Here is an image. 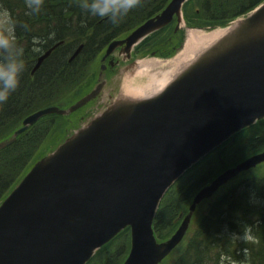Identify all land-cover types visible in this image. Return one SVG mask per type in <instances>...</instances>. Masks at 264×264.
I'll use <instances>...</instances> for the list:
<instances>
[{"label": "water", "instance_id": "water-1", "mask_svg": "<svg viewBox=\"0 0 264 264\" xmlns=\"http://www.w3.org/2000/svg\"><path fill=\"white\" fill-rule=\"evenodd\" d=\"M186 1L171 0L128 36L113 40L102 61L118 46L130 57L141 39L175 16L177 30ZM58 45L38 57L32 72ZM102 86L69 109L49 106L28 115L13 136L0 141V149L43 115L82 107ZM262 117L264 2L159 93L118 98L40 159L0 204V264H86L126 226L131 250L122 264H158L182 240L197 204L264 161V151L200 189L177 231L160 242L153 222L166 191L212 149Z\"/></svg>", "mask_w": 264, "mask_h": 264}, {"label": "trees", "instance_id": "trees-1", "mask_svg": "<svg viewBox=\"0 0 264 264\" xmlns=\"http://www.w3.org/2000/svg\"><path fill=\"white\" fill-rule=\"evenodd\" d=\"M168 1L169 0H138L137 5L129 10L126 15L113 22L107 18L90 15L81 7L82 0H43V4L38 12H32L28 8L27 0H0V11L2 10L9 13V17H2L0 14V32H3L9 27L14 28L17 42L23 45L25 49V70L21 74L19 86L14 92L11 93L8 101L0 104V112H2V116H0V123H3L9 119V121H12L6 125L0 126V140L11 136L13 132L22 125L23 119L28 114L39 108L52 104H58L63 107L69 106L71 103L63 104V97L46 94L50 89H52L51 87L53 84H57L60 81L62 76H71L65 67L75 63L78 61V59L88 56V54L90 55L89 58L91 59L89 60L88 58L87 61L93 60L95 56H97V54H99L100 51L103 50L112 39L123 36L149 16L160 11L168 3ZM261 1L262 0H236V2L232 4L229 3L228 5H225L222 0H203L202 2H192V0H190L186 6L185 18L189 25L197 27H214L217 25H225L237 15L247 12ZM203 12H209V15H203ZM5 19H7V23L4 22ZM166 28L168 27L153 33L147 39L155 36L157 33H161ZM171 28L172 41L182 38L183 34H180L179 32L175 33L173 25ZM46 34L48 36H46ZM43 39H46V41ZM61 40H64V42L53 51V53L42 63L35 74L32 75L31 72L36 63L38 55L41 54L42 51ZM166 40L160 42V47H156L154 50L159 51V53H162V55H168L163 54V51L170 49L168 48V45L170 46L172 41H168L166 43ZM145 41L136 47L137 53H140V46ZM81 43H84L82 52L73 61H69L73 51ZM148 52H150V50H147L144 54ZM85 62H83V64ZM41 78H44L42 82H40ZM96 80L97 74L88 81L91 87L94 85ZM73 81L74 80H72L71 76V83ZM83 81L85 82L86 80ZM45 87H48V90L44 91ZM77 87L78 82L74 88L76 89ZM69 91L72 90L70 89ZM74 92H71V94ZM44 94L46 96H42ZM27 96L30 99L29 103L22 105L23 99ZM53 115L59 116L57 114ZM53 115H51V118H54ZM45 120L48 119L46 117L41 118L34 125L30 126L24 133L18 135V138L14 143L0 150V202L33 166L37 158L46 152L45 148L47 145L44 143L47 139L44 141L42 140L40 144L34 146H32L27 141L29 135L33 133L35 127ZM52 126L54 128V125ZM258 175L260 174L254 176ZM181 179H179L167 191L160 204V208L155 219V230L157 236L160 239H165L174 231L177 226L175 220L179 212L182 210H187L189 199L192 197L194 192L197 190V186L199 185L197 182H202L200 179L197 181L196 179L191 178L190 180H196L194 181L196 184H191L188 187V192H185L179 196L177 204L178 207L176 205L172 206L167 204L176 198L175 195L178 192L176 185ZM250 181L251 180L245 181L244 184L247 185L248 183H251ZM255 183L253 182L252 184ZM260 185L261 187L259 188L263 191L264 187H262V183H260ZM182 198L183 203L187 200L188 202L183 204L181 202ZM224 199V197H221L214 208H216L217 205L220 206V203L223 202ZM244 201L245 205H240V210H242L244 213H248L251 210L252 215L259 216L261 220L264 218L263 207L261 210H258L256 206L249 203L247 198L244 199ZM222 215H224L221 219L224 225V222L230 215L228 212H222ZM213 217H216V211L214 214L212 213L207 219H211ZM250 220H252L251 217H249L248 221ZM241 222L243 221L241 220ZM206 223L207 221H204V223L202 222L200 226L198 225V228L195 230L196 235L194 237L199 235V239L203 235H208L210 225L209 223ZM127 231L128 230H125L124 232H126L125 234L128 235ZM216 234L218 233L216 232ZM121 235L122 234H119V236ZM219 235L223 236L224 233L219 232ZM262 235L263 233L260 236L257 234V238L260 239ZM118 237L102 247V249L96 253V255L89 261L88 264L94 261L97 255H99L105 248L111 245ZM194 237L192 238V241L187 247L186 251L193 247L195 243ZM199 243L201 242H197V247H195L194 250L198 257L197 259H191L192 253L187 252L184 254L183 258H176L173 261L179 252L177 251L163 264H169L170 262L171 264H213L209 262V255L211 254V250L214 248H210V245L205 247L202 244L199 245ZM229 243H231L232 246L229 247L227 251L231 252L234 257H239L240 255L236 253L239 249L238 245L234 243L233 240H231ZM214 247L216 248L217 252H222L219 244L214 245ZM128 250L129 248L116 264H121L123 262ZM200 259H202V261H200Z\"/></svg>", "mask_w": 264, "mask_h": 264}, {"label": "rangeland", "instance_id": "rangeland-1", "mask_svg": "<svg viewBox=\"0 0 264 264\" xmlns=\"http://www.w3.org/2000/svg\"><path fill=\"white\" fill-rule=\"evenodd\" d=\"M197 1L202 2L203 0H192V2H197ZM222 2L225 3V5H228L229 3L232 4V3L236 2V0H222ZM197 8H198V6H197ZM0 14L2 17H9L8 12L1 10ZM203 15H209V12H203ZM4 22L7 23L8 22L7 19H5ZM185 31L187 32V29H185ZM171 33H172L171 27L166 28L161 33H157L155 36L147 39L140 46L141 47L140 53L135 52L134 55H137L136 57L140 58V59L152 57V55L150 53H146V54H144V53L147 50L151 51V50H154V48H156V47L157 48L160 47V42H162L166 39H167L166 43L168 41L171 42L172 41L171 40ZM46 36H48V35L46 34ZM43 40L46 41V39H43ZM58 42H60L62 44L64 42V40H61ZM183 42H185V41H183ZM172 43H173V41L170 44H172ZM177 47H179V46L177 45L174 48H171L169 50H165V51H163V54H171L175 50H177ZM168 48H170L169 45H168ZM181 48L182 47H180L177 51H175L173 55L177 54ZM105 50H106L105 48L103 50H101L100 53L97 54V56H95V58L91 61H87V59L90 56L88 54V56H85L82 59H78V61H76L75 63L66 66L65 69H67L69 74H71L72 80H74V81L71 83V76H62V78H60V81L57 84H53L51 87L52 89H50L49 92L46 94L47 95L52 94V95H55L58 97H63V100H62V101H64L63 104L72 103L75 100H77L79 97L86 94L89 91V89L91 88V85L88 82L90 80V78H92L93 76L95 77L96 74H97V76L99 75L100 65H101L100 61L102 59V56H103ZM143 51H145V52H143ZM115 54H116V58L120 59V63L116 66L114 71H110L108 74L106 73V76L103 75V77H105V79L107 80V83L105 84V87H104V92L106 93V95L100 96V98L97 97L96 100H94L91 104H89L87 107H85L83 112H82V110L79 111V113L80 112H82V113L77 114V115L75 113L72 115L70 114L71 117H73L72 121H69V119H67L61 115H59V116L53 115L54 118H51V115L46 116V118L48 120H45L42 123H40L37 127H35V129L33 130V133H31L29 135V138L27 141L32 146L40 144L42 142V140L44 141L45 139H47L44 143L45 145H47L45 150L50 149L51 146L53 144H55V142H57L59 139H61L65 135V133L68 131V129L74 125L76 118L77 119L80 118L81 115H84L86 112L88 115L94 110L99 111L101 108L104 107V105H106V103L108 101L114 100V96L117 97L120 94H122V90H123L124 83H125V76H126L125 73L132 70V68L129 69V67H128L129 63L131 62L130 60L132 59V57L130 60L129 59L127 60V58L124 59L125 55L120 54L119 51H117ZM160 55H162V53ZM157 57H159V56H157ZM161 58H162V56H161ZM90 59L91 58H89V60ZM83 62H85V63L83 64ZM100 77H101V73H100ZM43 80H44V78H41L40 82H42ZM83 80H86V81L84 82ZM131 80L133 81L132 82L133 85H140V83H141V79L138 76L134 77ZM77 82H78V87L75 89L74 87H75ZM142 83H143V80H142ZM47 88L48 87H45L44 91L48 90ZM70 89L72 91H69ZM73 90L74 91L76 90V91L74 92ZM41 92H42V90H41ZM71 92H74V93L71 94ZM109 95L111 96V98H109ZM42 96H46V95L44 94ZM42 96H40V97H42ZM36 97H34V98H36ZM47 100H49V99H47ZM29 101H30L29 97L28 96L25 97L22 101V105L23 104L26 105L27 103H29ZM0 116H2V112H0ZM9 120H6L5 122L0 123V126L6 125V124L12 122ZM52 125H54V128ZM262 127L264 128V123L255 126V128H253L252 130L248 129V130L240 133L236 137L235 143H233L232 145L230 144L225 150L222 151L223 161L224 162L226 161V163L224 165H223L224 162L221 163L220 162L221 160H219L217 150L215 152H213L212 154H210L209 156L205 157L199 163H197V165H195L185 176L184 175L182 176V179L176 185V188L178 189V192L175 195L176 198L171 200L167 204H170L172 206L176 205L178 207L177 204H178L179 196L185 192H188V187L191 184H193V185L196 184V182H194V181H196V180L198 181L199 179L201 180V179L205 178V180H203L202 182L201 181L197 182V184H199L197 186V189H198V187H200L201 184H204V182L210 180L212 177H214L216 174H218L219 171L224 169V167L226 165H231V164L237 162L238 160L244 158L246 155L253 153L256 150H258L257 148L259 147L260 140H258V138H257V132ZM69 132H71V130ZM191 178H194L196 180H194V181L190 180ZM248 178L257 179L258 177L252 176V177H248ZM179 179H180V177L177 178L176 180L178 181ZM176 180L173 184H175L177 182ZM257 182L255 184L248 183L247 185H245V184L242 185V184L237 183V179H235L229 185H226L225 187H223L215 195L212 202L209 201L206 204L199 206L196 213L194 215H191V217L189 218L188 228H189L190 232H188L189 234L184 240V243L182 245L183 247L182 246H181L182 248L180 247L181 249L177 253L176 257L173 259V261L176 258H180V257L183 258L184 254L187 252L192 253L191 259L192 258L197 259L198 257L195 254L194 250H195V247H197V242H201V243H199V245L202 244L205 247H207V245H210V248L211 247L214 248L213 250H211V254L209 255V262L210 263H213V264H250V262L247 260L248 254H250V251L252 249L256 250V248H257L256 246H254L255 242L259 239V238H257V234L260 236L262 233H264V218L261 220L259 216L252 215L251 210L248 213L247 212L244 213L239 208H240V205H242V206L245 205L244 199L247 198V200L249 201V193L253 189H255L259 194L264 195V190L262 191L259 188V187H261V185H260V183L257 184ZM223 195H224L225 200L220 203L221 204L220 206L217 205V207L214 208L216 206L217 202L219 201V199ZM179 201H180V199H179ZM181 202L183 203V198L181 199ZM186 202H188V200ZM186 202H184V203H186ZM188 206H189V204H188ZM256 207L258 210H261L262 207L264 208V205H259ZM225 209H229L228 214L232 218H235L239 223L241 220L243 221L242 227L245 224L251 223V225H252V231L254 233L255 239L252 241L238 240V244H239L240 249L236 253H238L240 255L239 257H234V255L231 254V252H229L227 250L229 247L232 246V244L229 243L232 239L237 241V239L235 237H233L231 235V233L241 232L242 229H241V227H238L237 229L231 230L228 227L226 221L224 222V225H223V222L221 219L224 216V215H222V212H226ZM215 211H216V217H213L211 219H207L212 213L214 214ZM249 217L252 218V220H250L251 222L248 221ZM204 221H207L206 224L209 223L210 229L208 231V235H203L202 237H200L198 239L199 235L194 237L196 235L195 230L198 228V225L200 226V224L202 222L204 223ZM214 222H217V223H214ZM126 228L130 229V226H126L124 229H122L121 230L122 235L119 236L116 240H114V242L111 245H109L107 248H105L99 255H97L95 260L92 261L90 264H116L123 257L126 250L128 248H130V245H131V243H130V232L127 231V232H129L128 233L129 238H128V235L125 234L126 232H124L126 230ZM216 232L218 234H216ZM219 232L224 233V235L223 236L219 235ZM193 237H194L195 243H194L192 248H190L189 250L186 251V249L190 245ZM216 244L220 245V249L222 252L216 251V248L214 247V245H216ZM184 261H185V259H184ZM200 261H202V259H200ZM182 262H183V259H182ZM169 264H171V262Z\"/></svg>", "mask_w": 264, "mask_h": 264}, {"label": "bare ground", "instance_id": "bare-ground-1", "mask_svg": "<svg viewBox=\"0 0 264 264\" xmlns=\"http://www.w3.org/2000/svg\"><path fill=\"white\" fill-rule=\"evenodd\" d=\"M229 29L230 27H219L213 30L187 28L184 46L172 58L163 59L153 56L135 61L134 64L129 66V69L132 68V70L125 73V83L122 90L123 97L143 98L159 93L179 72L215 44ZM136 76L141 79L140 85L132 84L133 81L131 79ZM215 151L214 148L210 152L213 153ZM233 241L239 247L238 240ZM254 246L257 248L256 250L252 249L250 251L247 260L250 264H264V233L262 237L255 242Z\"/></svg>", "mask_w": 264, "mask_h": 264}, {"label": "clouds", "instance_id": "clouds-1", "mask_svg": "<svg viewBox=\"0 0 264 264\" xmlns=\"http://www.w3.org/2000/svg\"><path fill=\"white\" fill-rule=\"evenodd\" d=\"M138 0H82L81 7L92 16L107 18L113 22L126 15L135 7ZM43 0H27V6L32 12H38ZM25 49L16 40L14 28H6L0 32V104L8 101L20 83L21 74L25 70ZM258 183L261 182L257 178ZM249 203L254 206L264 205V195L255 189L249 193ZM241 232L231 235L237 240L252 241L255 239L251 224L241 226Z\"/></svg>", "mask_w": 264, "mask_h": 264}, {"label": "flooded vegetation", "instance_id": "flooded-vegetation-1", "mask_svg": "<svg viewBox=\"0 0 264 264\" xmlns=\"http://www.w3.org/2000/svg\"><path fill=\"white\" fill-rule=\"evenodd\" d=\"M263 124V121L261 122ZM259 123V124H261ZM258 124V125H259ZM257 138L258 140H260V144H264V128L262 127L258 132H257ZM264 150V146H262L260 149H259V152ZM264 165H262L260 168H259V171L262 173V179L264 180V169H262Z\"/></svg>", "mask_w": 264, "mask_h": 264}]
</instances>
